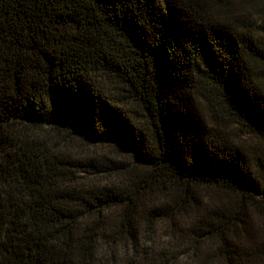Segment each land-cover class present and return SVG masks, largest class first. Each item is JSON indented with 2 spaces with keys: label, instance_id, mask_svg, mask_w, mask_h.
<instances>
[{
  "label": "trees",
  "instance_id": "16d2710c",
  "mask_svg": "<svg viewBox=\"0 0 264 264\" xmlns=\"http://www.w3.org/2000/svg\"><path fill=\"white\" fill-rule=\"evenodd\" d=\"M244 136L264 3L0 0V264H264Z\"/></svg>",
  "mask_w": 264,
  "mask_h": 264
},
{
  "label": "rangeland",
  "instance_id": "374dc122",
  "mask_svg": "<svg viewBox=\"0 0 264 264\" xmlns=\"http://www.w3.org/2000/svg\"><path fill=\"white\" fill-rule=\"evenodd\" d=\"M258 3H264V0H256ZM239 126L236 125L234 128V132L235 134H240L241 132L239 131ZM245 143H247V145L251 144L253 147L256 148V150H258V152L264 153V143H262L260 140L256 139V138H252L250 136H244ZM202 194L204 195V197L206 198V201H212V202H217L218 199H226L229 198V195H227V193L220 191L219 189H213V188H205L202 190ZM256 225L259 227H264V217H256ZM264 230V229H263ZM207 261L206 258H199L196 261H194L193 259H191V257H183L181 259V264H205Z\"/></svg>",
  "mask_w": 264,
  "mask_h": 264
},
{
  "label": "water",
  "instance_id": "95a60500",
  "mask_svg": "<svg viewBox=\"0 0 264 264\" xmlns=\"http://www.w3.org/2000/svg\"><path fill=\"white\" fill-rule=\"evenodd\" d=\"M261 197L264 199V188H263V191L261 193Z\"/></svg>",
  "mask_w": 264,
  "mask_h": 264
}]
</instances>
